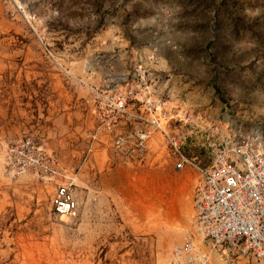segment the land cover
I'll return each instance as SVG.
<instances>
[{
	"label": "rangeland",
	"instance_id": "rangeland-1",
	"mask_svg": "<svg viewBox=\"0 0 264 264\" xmlns=\"http://www.w3.org/2000/svg\"><path fill=\"white\" fill-rule=\"evenodd\" d=\"M127 40L199 87L171 100L185 105L180 116L190 115L191 138L206 141L199 166L233 131L258 129L264 137V0H0V264H170L172 247L187 236L208 252V264H252L237 249L209 251L195 233L198 172L177 170L158 132L145 163L111 148L121 164L90 190H76L84 200L73 220L52 215V185L30 174L1 177L5 150L34 138L30 102L41 108L61 85H84L73 78L87 62L107 71L123 58ZM165 129L181 149L185 129L168 121Z\"/></svg>",
	"mask_w": 264,
	"mask_h": 264
},
{
	"label": "built area",
	"instance_id": "built-area-1",
	"mask_svg": "<svg viewBox=\"0 0 264 264\" xmlns=\"http://www.w3.org/2000/svg\"><path fill=\"white\" fill-rule=\"evenodd\" d=\"M146 60H154V55H148ZM132 76L139 89L145 90L147 78L141 64ZM89 91L100 133L111 134L125 117L143 121L149 127L148 131L134 129L114 136V149L123 150L129 159L141 161L149 135L158 132L176 159L177 170L185 166L197 170L193 225L209 251L237 249L250 256L252 264H264V137L258 129L237 130L219 138L210 163L199 166L184 155L179 142L166 131L165 124L171 117L162 109V103L144 100L142 114L147 118L143 119L140 111L127 110L126 102L135 99L131 89L113 88L107 92L89 88ZM28 174L41 185L53 186L50 197L53 216L78 218L83 196L66 179L56 159L32 137L25 136L5 150L1 177L14 181ZM169 259L170 264H208V252L199 250L187 236L172 247Z\"/></svg>",
	"mask_w": 264,
	"mask_h": 264
},
{
	"label": "crops",
	"instance_id": "crops-1",
	"mask_svg": "<svg viewBox=\"0 0 264 264\" xmlns=\"http://www.w3.org/2000/svg\"><path fill=\"white\" fill-rule=\"evenodd\" d=\"M124 56L117 63H111L107 71L97 73L88 62L84 72L76 73L75 80L83 82L84 85L77 84L73 88H65L61 85L57 89V98L52 102H46L39 107L36 101L30 102L29 121L32 122L30 128L34 141L42 146L46 153L51 154L57 161L58 167L63 171L66 179H69L78 189L85 186L89 190L95 184V179H105L107 169L117 162L121 164V158L113 156L112 139L119 133L129 130L148 131L149 127L143 121L122 118L115 126L111 134L100 133L97 129L96 111L92 95L87 85L102 91H110L113 88L131 89L135 94V99L126 102L127 110L133 109L141 112L143 119L147 118L142 114V102L149 100L162 103V109L170 114L168 122L172 126L185 129L181 150L185 156L192 160L201 157V147L206 141L193 140L190 134L196 132L188 130L191 120L180 116L185 112V105L171 102L173 97L186 94L192 95L199 87H195L191 81L182 83L179 77L171 73V66L168 60L155 55L154 60L148 61L146 57L153 54V50L137 49L132 42L124 41ZM141 64L146 74L145 90L139 89L133 79L134 69ZM187 89V90H186ZM191 90H194L192 93ZM168 97V100H163ZM204 101V100H203ZM28 114V113H27ZM188 124V125H187ZM29 133V132H28ZM201 136V135H200ZM25 137V136H24ZM52 144L51 147L48 144ZM146 154L143 159L134 157L124 160L135 163H145L150 157L153 159V133L146 141ZM30 178V177H28ZM66 181V180H65ZM60 182V180H58ZM53 191V186L50 187ZM81 190V189H80ZM244 255V253H243Z\"/></svg>",
	"mask_w": 264,
	"mask_h": 264
},
{
	"label": "bare ground",
	"instance_id": "bare-ground-1",
	"mask_svg": "<svg viewBox=\"0 0 264 264\" xmlns=\"http://www.w3.org/2000/svg\"><path fill=\"white\" fill-rule=\"evenodd\" d=\"M182 197H183V194H182V191L180 192V194H179V197L177 198V200L179 199V201H177V204H178V202H181V200H182ZM185 198V197H184ZM176 203V202H175ZM179 204H181V203H179ZM178 206V205H177ZM178 208V207H177ZM173 209H174V207L172 206V208H169V211L168 212H172L173 211ZM182 210H183V208H182ZM185 211V210H184ZM187 211V210H186ZM180 212V211H179ZM183 212V211H182ZM158 213V212H157ZM184 213V212H183ZM172 215V214H171ZM185 215V222L187 223L188 222V219H190V213H188V214H184ZM198 241V240H197Z\"/></svg>",
	"mask_w": 264,
	"mask_h": 264
}]
</instances>
